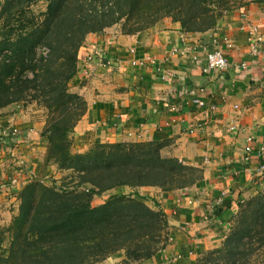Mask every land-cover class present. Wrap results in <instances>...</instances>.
<instances>
[{
	"label": "crops",
	"instance_id": "0c3cea01",
	"mask_svg": "<svg viewBox=\"0 0 264 264\" xmlns=\"http://www.w3.org/2000/svg\"><path fill=\"white\" fill-rule=\"evenodd\" d=\"M214 50L228 57L227 69L208 65ZM80 58L70 90L87 109L74 128V152L97 142L167 139L163 154L203 170L184 191L139 189L168 216L169 240L137 264H197L222 245L240 204L264 188V0L233 3L204 32H186L172 18L134 34L114 26L89 34ZM28 110L22 103L0 110V129L20 130L13 141L0 138V227L18 213V192L31 181L16 167L39 174L46 164L47 122ZM124 261L118 252L95 264Z\"/></svg>",
	"mask_w": 264,
	"mask_h": 264
},
{
	"label": "trees",
	"instance_id": "16d2710c",
	"mask_svg": "<svg viewBox=\"0 0 264 264\" xmlns=\"http://www.w3.org/2000/svg\"><path fill=\"white\" fill-rule=\"evenodd\" d=\"M237 1L0 0V110L14 103L46 109L45 163L70 172L23 185L18 213L0 227V264H95L118 252L137 264L166 246L168 216L139 189L184 191L203 179L202 168L163 154L167 139L97 142L74 152V128L87 107L70 83L89 34L114 26L134 34L164 18L204 32ZM40 2L46 7L37 12ZM197 264H264V188L240 204L222 245Z\"/></svg>",
	"mask_w": 264,
	"mask_h": 264
},
{
	"label": "rangeland",
	"instance_id": "374dc122",
	"mask_svg": "<svg viewBox=\"0 0 264 264\" xmlns=\"http://www.w3.org/2000/svg\"><path fill=\"white\" fill-rule=\"evenodd\" d=\"M46 7V3L45 2H40L38 3L37 5L34 6V9L38 12L40 10H44ZM30 110L32 111H36V115H38L37 118L40 119V117L44 120H46L47 122V110L44 109L43 107H38L36 104H32L30 105ZM28 110V111H30ZM40 116V117H39ZM46 138V137H45ZM48 143V142H47ZM48 145V144H47ZM93 147V146H92ZM90 149V148H89ZM88 149V150H89ZM74 151V150H73ZM14 163L16 165H18V162H16V159H14ZM21 167V166H20ZM19 167V168H20ZM23 167H26V171L22 170L20 171V174L23 176L24 174L25 175H34L32 178H29L30 180H32L35 176H37V179H41V180H49V179H60L62 177H64L65 175H68L70 172L69 171H65V172H60L58 170V167L55 166L53 169L51 168L52 167V164H45L44 165V168L43 170H40L39 174L37 172H35V170H31V169H28L27 166H24ZM30 168V167H29ZM51 169V170H50ZM27 171H31V172H27ZM27 172V173H26ZM20 175V176H21ZM19 177V176H18ZM36 178V177H35ZM69 181V180H66V182ZM126 190H124L125 192ZM109 196V193H104L103 195H100L99 197H96L93 201V205H96V204H99L101 203L102 201L106 200ZM151 201L149 200L148 203H150ZM153 205V204H152ZM9 221V219H7V222ZM10 222V221H9ZM7 226V225H6ZM4 227V226H3Z\"/></svg>",
	"mask_w": 264,
	"mask_h": 264
},
{
	"label": "built area",
	"instance_id": "2783aa9c",
	"mask_svg": "<svg viewBox=\"0 0 264 264\" xmlns=\"http://www.w3.org/2000/svg\"><path fill=\"white\" fill-rule=\"evenodd\" d=\"M257 40L260 41L261 38H258ZM207 62L211 68H216V69H220V70H225L230 66V61L228 60V57L225 55V53L222 50H214V51L210 52L207 56ZM212 108H215V107H212ZM19 133H20V130L15 128V127H11L8 130L0 129V138L1 139H9V138L12 139L13 137L19 136L20 135ZM12 141H13V139H12ZM11 144H12L11 151L13 152L14 151L13 150L14 149V146H13L14 143H11ZM246 148H247L246 150H248V151L251 149L249 146ZM17 161H18V159L16 160V162ZM19 167H16L18 172H20L21 170H22V172H23V170L26 171V167H23L20 164H19ZM27 172H31V171H27ZM33 176L34 175H29V178H32ZM18 181H19V179L17 177H15L11 180V184L17 185ZM222 198L223 197H220L219 202L222 201Z\"/></svg>",
	"mask_w": 264,
	"mask_h": 264
}]
</instances>
